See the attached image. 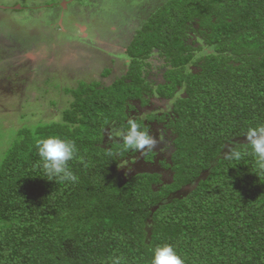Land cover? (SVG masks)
I'll return each instance as SVG.
<instances>
[{
  "label": "trees",
  "instance_id": "16d2710c",
  "mask_svg": "<svg viewBox=\"0 0 264 264\" xmlns=\"http://www.w3.org/2000/svg\"><path fill=\"white\" fill-rule=\"evenodd\" d=\"M124 54L121 75L66 89L58 119L19 129L4 153L0 264H150L165 244L185 264H264V172L244 135L264 124V0H165ZM153 59L163 69L154 87ZM152 96L170 111L136 116ZM130 118L171 135L160 161L168 182L126 176L121 157L108 156L121 147L108 131H125ZM53 135L76 145L74 183L43 177L35 143Z\"/></svg>",
  "mask_w": 264,
  "mask_h": 264
},
{
  "label": "rangeland",
  "instance_id": "374dc122",
  "mask_svg": "<svg viewBox=\"0 0 264 264\" xmlns=\"http://www.w3.org/2000/svg\"><path fill=\"white\" fill-rule=\"evenodd\" d=\"M164 1L0 0V162L19 129L58 119L71 101L66 89L81 81L105 85L121 75L128 62L125 44ZM162 71L153 59V87L163 81ZM150 111L169 112L170 103L152 96L135 114ZM115 131H108L107 140ZM150 134L158 140L154 156L147 161L148 151L131 155V170L122 172H158L168 182L170 172L160 161L171 151V135L159 123Z\"/></svg>",
  "mask_w": 264,
  "mask_h": 264
},
{
  "label": "clouds",
  "instance_id": "9594fccd",
  "mask_svg": "<svg viewBox=\"0 0 264 264\" xmlns=\"http://www.w3.org/2000/svg\"><path fill=\"white\" fill-rule=\"evenodd\" d=\"M244 135L247 143L251 146L252 154L256 158L257 168L264 172V124L250 126ZM114 136L118 139L121 147L116 151H109V157H121L117 163V168L131 170L134 161L123 159L124 153L132 151L144 154L146 151L155 149L158 140L155 136L142 126L138 119L130 118L127 121L125 131L116 130ZM35 147L41 159V168L47 179L58 178L60 181L76 182L77 176L68 167L77 153L74 142L60 138L58 136H48L36 140ZM229 158L239 161L243 158V153L228 147ZM111 264H122L120 257H114ZM150 264H185L182 257L175 251L172 245L165 244L152 250Z\"/></svg>",
  "mask_w": 264,
  "mask_h": 264
}]
</instances>
